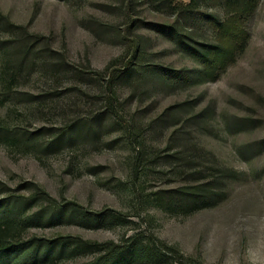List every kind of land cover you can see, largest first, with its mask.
<instances>
[{
    "label": "rangeland",
    "instance_id": "rangeland-1",
    "mask_svg": "<svg viewBox=\"0 0 264 264\" xmlns=\"http://www.w3.org/2000/svg\"><path fill=\"white\" fill-rule=\"evenodd\" d=\"M128 6L146 22L174 20L146 0H0V17L22 26L33 46L12 89H4L9 75L0 80L8 135L0 137V201L10 202L2 217L19 227L18 240L55 246L36 264H92L134 237L123 264H264V0L243 12L222 0L199 4L217 23L200 16L184 32L222 46L207 61L142 26L148 62L184 69L191 82H119L118 117L100 116L106 79L130 59L115 36ZM1 23L0 72L12 67L20 36ZM92 116L93 129L71 128ZM210 173L222 181L205 194L209 206L179 204L178 191L200 190Z\"/></svg>",
    "mask_w": 264,
    "mask_h": 264
},
{
    "label": "trees",
    "instance_id": "trees-1",
    "mask_svg": "<svg viewBox=\"0 0 264 264\" xmlns=\"http://www.w3.org/2000/svg\"><path fill=\"white\" fill-rule=\"evenodd\" d=\"M202 1L204 0H190L188 3H183L177 0H146L152 11L164 13L174 18L171 23L159 24L146 22L135 17L131 11H129L130 6H128V11L126 12V18L128 19L127 27L124 28V31L116 29L115 36L126 45V52L130 59L124 62V67L121 70L110 72L109 77L106 79L108 109L104 113H101L100 116L102 114H115L118 117L112 99L115 96V87L119 82L137 85L152 80L156 85L160 84L162 87L191 82V77L184 69H157L155 65L148 62L146 58L148 56L146 43L143 36L137 33V30L142 28V26H146L161 34L172 43L177 52H181L183 55L189 56L197 61H207L212 54L218 55L222 52L221 45L198 43L194 41L187 32H184L192 22L197 21L201 17L206 22L217 23L218 18L214 13L202 14L197 9ZM222 1L225 8L243 12L247 10L248 6L251 8L255 0ZM0 22H2L1 24L5 27L18 29L20 35H18L19 37L17 40H14L15 42L12 43V67H9L10 65L8 63H4L2 64L0 72V80H5L4 77L9 75V79L5 80V84H7H4V89L9 91L12 89L15 80L22 73L23 67L28 64L33 46L30 40L25 36L22 26L14 25L2 16L0 17ZM99 75L104 78L106 72H100ZM2 83L4 82L2 81ZM97 122H99L98 116H92L85 120H77L71 128L86 127L93 129V126H95ZM126 127L130 129L128 125ZM2 131H4V129L0 128V137L8 138V135ZM71 135L69 136L68 133L61 136L56 141H69ZM223 175L226 176L225 174ZM208 178H213V181L204 184L200 190L195 187H182L183 189L179 190L178 194L175 195L179 199V204L184 203L183 201L186 200V204H189V207L193 208L192 211L208 207L209 198L205 194L211 190V184L221 182L222 180L220 179H222V177H220L219 174L215 175L210 173L207 176V179ZM9 205V201H0V264H36L38 260H40V263L49 260L52 255L50 250L55 246L47 245L45 247L43 243H40V239L20 241L17 235L15 237L14 232H16L19 227L14 224L11 218L2 217L4 213L3 209ZM32 218H34V216ZM35 219H38L37 215ZM134 240H136L135 237L130 240L132 245H126L123 248L115 247L109 249L106 255L98 258L92 264H123L119 259L124 254L130 255L133 253L132 250L135 249ZM93 245L96 247L99 246L98 243H94ZM23 254L30 257H28V259L25 257L27 259L26 261H19L17 258Z\"/></svg>",
    "mask_w": 264,
    "mask_h": 264
}]
</instances>
